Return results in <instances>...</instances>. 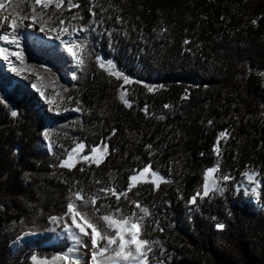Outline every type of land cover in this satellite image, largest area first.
Masks as SVG:
<instances>
[{"label":"trees","instance_id":"16d2710c","mask_svg":"<svg viewBox=\"0 0 264 264\" xmlns=\"http://www.w3.org/2000/svg\"><path fill=\"white\" fill-rule=\"evenodd\" d=\"M15 2L5 0L1 11L21 23ZM73 2L80 7L53 5L43 16L56 21L47 31L59 19L89 28L77 38L87 45L86 64L74 68L73 81L64 73L70 58L58 46L23 41L20 51L28 66L22 73L36 77L29 69L37 70L57 114L48 117L39 93L15 84L0 65V264L66 253L70 241H56L50 218L65 217L80 190L97 197L99 212L82 201L77 210L102 228L104 214H139L133 201L149 209L151 264H264V0ZM34 24L40 28L39 18ZM97 57L121 76L100 68ZM124 75L131 83L123 84ZM78 143L85 148L74 154L75 167H59ZM93 147L100 149L94 157ZM146 166L163 177L158 188L151 171L139 176ZM217 166L215 185L223 190L201 196ZM249 172L252 196L241 188ZM132 175L138 180L126 199L100 191L123 192Z\"/></svg>","mask_w":264,"mask_h":264},{"label":"snow or ice","instance_id":"6c2138e0","mask_svg":"<svg viewBox=\"0 0 264 264\" xmlns=\"http://www.w3.org/2000/svg\"><path fill=\"white\" fill-rule=\"evenodd\" d=\"M67 4V9L70 11L72 8H78L80 5L78 3H74L73 0H16L15 4L12 6V11H14L17 15L21 17V23H17L15 19L12 20L9 27L11 31H0V41L5 42L6 44H15L19 47V43L16 37L17 29L21 26L30 27L31 25H23V20H31L33 23L40 20V31L45 30V25L48 23H56V21L44 20L43 16L46 14L47 10L54 5L55 9L60 10ZM6 8L5 0H0V10H4ZM26 9V10H25ZM95 15V13H92ZM82 19V17L73 16L72 19ZM8 17L5 16L4 20H7ZM119 19V18H117ZM255 23V21H254ZM3 29V23L0 22V30ZM49 31L57 32L56 39L60 40V43L66 46V51H68L69 55L72 56L73 60L77 61V66L83 68L86 64V60L83 56V50L87 47L86 43L81 41L79 47L81 48V55L78 57L77 54L73 51L72 45L77 44V37L80 36L81 33L89 31L88 27L85 26H77L73 25L70 22H66L64 19L58 20V25L56 28H50ZM65 35L68 36V39H63ZM11 37V38H9ZM187 43V42H186ZM0 56L3 57L5 61H9V68L11 71H14L16 75H21L24 71V58L21 52H9L7 48L0 47ZM15 57L17 61H19L21 67L17 68L10 60L9 57ZM97 62L99 67L102 69H107L111 75H115L120 77L121 74L115 70V65L112 61L105 62L101 57H97ZM34 75H36V80L32 82V87L39 93L41 98L45 100V103L51 104L53 103L52 99L47 98L45 96V91L42 90L38 85L40 82V75L37 73L35 68L29 69ZM25 79L28 77L25 76ZM75 79V75L73 76ZM123 84L127 85L131 83V80L128 76H122ZM152 88H149V91H152ZM121 100L127 105L131 106L128 103V100L125 98V95H121ZM71 100V97L68 98ZM79 101H76L77 109H79ZM167 107V105H166ZM50 110L51 107H50ZM147 112V108L144 109ZM11 115L13 117L17 116L16 111H12ZM113 134H115V130H113ZM223 136L224 133H221ZM44 139L49 141L48 147L49 150H53V145L50 141V132L45 131L43 133ZM149 148L151 145L148 146ZM85 145L83 143H78L75 147H73L68 153L65 159H62L59 167H67L69 169L75 167V163H73L74 154L79 151H83ZM100 150L97 147H93L90 150V154L94 157L97 151ZM103 151H107V145L103 147ZM83 160L89 161V156L85 155L82 157ZM90 162L96 163L99 166V163L102 161L99 159H92ZM83 171V169H80ZM218 170V166L216 169H211L209 172H214ZM151 171V175L154 178L152 181L155 184V187H159V182L163 181V177H160L154 170H151V166H146L140 173L139 176H143L145 173ZM245 176L249 181L253 180V175L245 173ZM130 181L132 183L129 184L128 188L123 192H118L115 188H102L100 189L105 195L109 193L116 197V200L119 201L121 196L125 199L127 198L128 192L131 191L133 187L136 186V182L138 180V175L130 176ZM231 179L228 175H224L222 180L227 182ZM99 183V181H97ZM213 189L217 191H222L223 189L218 185H213L211 188L208 184L207 175L205 177V184L203 187V196L207 197L210 194V191ZM253 193L257 192L256 188L252 189ZM75 197V201H82L84 205L91 203L93 208L97 212H99V208L97 205V197L90 196L85 197L82 190L76 191L73 193ZM197 196H200V193H197ZM196 196L192 197L191 202H196ZM75 201H70L67 204V214L70 215L71 224H67L65 222L64 231L68 234V237L73 241V246L69 247L67 252L62 256L54 257V260H65L68 261L69 264H80L79 258L70 259L71 254L73 253L74 247L82 246L84 248L90 249L91 257L90 264H151L149 253L152 252V241L145 238V225L144 221L146 218L150 217L151 213L149 209L145 206H142L140 202L133 201L136 209L139 210V214L137 212H132L126 216H120L117 218L115 214H104L99 217V220L103 221L106 225V228H102L97 223L93 222V217L87 211H78L77 204ZM121 209L116 208L115 213H120ZM79 217V221L77 219ZM53 223H58L61 219L60 217L53 216L50 218ZM82 221V223L80 222ZM225 227L224 224L218 223L217 228L223 229ZM73 228L78 231H74ZM87 229H90L89 232ZM108 230H111V234ZM163 231V228L159 229ZM88 236L90 238V245L84 241L82 237ZM37 259L36 256L32 257V260L35 261ZM158 264H163V262H158Z\"/></svg>","mask_w":264,"mask_h":264},{"label":"rangeland","instance_id":"374dc122","mask_svg":"<svg viewBox=\"0 0 264 264\" xmlns=\"http://www.w3.org/2000/svg\"><path fill=\"white\" fill-rule=\"evenodd\" d=\"M5 16L8 17L7 20H4ZM12 20L13 19H12L11 15H7V14L0 12V22L3 23V29L0 31H9L10 32L11 28L9 27V25L11 24ZM23 23H24V25H31V26L30 27L22 26V27H19L17 29L16 37H17V40L19 43V47H17L15 44H6L3 41H0V47L7 48L9 50V52H20L22 39L34 41L36 46H38V47H49V46L57 45V46H59L61 51L66 53L70 58L69 65L64 69V73H65L66 78H69L70 80L73 81L74 78H73V72L72 71L77 66V61L73 60L72 56H70L68 51H66V46L61 44L59 39H56L57 32L51 33L47 30L40 31V28L30 21L23 22ZM9 38H11V37H9ZM62 38L68 39V36L65 35ZM71 47L73 48V51L79 57L81 55V48L79 47V45L76 44V45H72ZM9 60L13 64L15 61H17L16 58L12 57V56L9 57ZM17 62H19V61H17ZM0 63L3 65L5 71L9 72L12 76H14L16 78L17 83L20 82V83H23L25 85H28V86L31 85L32 86V82L34 80H36V77L31 76V75L26 74V73H22L19 76L16 75V73L14 71L10 70L9 61H5L2 56H0ZM25 76H27L28 78L25 79L24 78ZM43 106L45 108L47 115L53 114L59 108V105L55 102V100H53V103L51 104V106L45 102H43ZM50 107L52 110H50ZM72 162L74 163V160ZM248 174L253 175L254 178L252 181H249L247 178V182L245 184H243L241 186V188L243 189L244 193L247 196H252V195H254V193L252 192V189L255 188L254 187L255 173L249 172ZM207 178H208V184L211 188L216 183L215 171L214 172H208ZM201 196H203V193L201 194ZM77 219L79 221V217H77ZM65 222H67V224H69V225L71 224L70 215L67 214L65 217L61 218L58 223H53L51 221V224L53 226L54 231L58 235L56 238V241L60 238H67L70 241V244H71L70 247H72L73 241L71 240V238L68 237V234L64 231ZM73 230L78 231L75 228H73ZM88 231L90 232L91 230L89 229ZM82 238L84 239L85 242H87L90 245L91 241H90V238L88 236H84ZM62 255H60V256H62ZM90 257H91L90 249L84 248L82 246H76V247H74V250H73V253L71 254L70 259L79 258L80 264H90ZM33 264H69V262L62 260V259L61 260H54V259L45 260V259H38L37 258L35 261H33Z\"/></svg>","mask_w":264,"mask_h":264},{"label":"water","instance_id":"95a60500","mask_svg":"<svg viewBox=\"0 0 264 264\" xmlns=\"http://www.w3.org/2000/svg\"><path fill=\"white\" fill-rule=\"evenodd\" d=\"M52 115H48V117H51Z\"/></svg>","mask_w":264,"mask_h":264},{"label":"bare ground","instance_id":"6f19581e","mask_svg":"<svg viewBox=\"0 0 264 264\" xmlns=\"http://www.w3.org/2000/svg\"><path fill=\"white\" fill-rule=\"evenodd\" d=\"M23 40V39H22ZM5 43V42H4ZM81 222V221H80ZM82 223V222H81ZM87 230H89V229H87Z\"/></svg>","mask_w":264,"mask_h":264}]
</instances>
